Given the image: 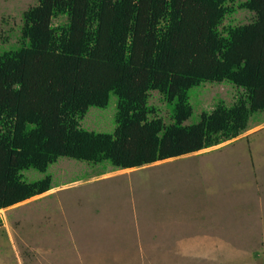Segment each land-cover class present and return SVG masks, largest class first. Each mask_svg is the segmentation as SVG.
<instances>
[{
  "label": "trees",
  "instance_id": "trees-1",
  "mask_svg": "<svg viewBox=\"0 0 264 264\" xmlns=\"http://www.w3.org/2000/svg\"><path fill=\"white\" fill-rule=\"evenodd\" d=\"M240 10L255 17L227 23ZM11 36L0 43V210L54 189L52 175L27 181L23 172L46 173L60 158L103 175L197 153L264 122V0H36ZM206 82L236 85V100L185 124L190 91ZM153 91L173 107L170 123L150 104ZM112 95L115 132L82 128Z\"/></svg>",
  "mask_w": 264,
  "mask_h": 264
},
{
  "label": "rangeland",
  "instance_id": "rangeland-1",
  "mask_svg": "<svg viewBox=\"0 0 264 264\" xmlns=\"http://www.w3.org/2000/svg\"><path fill=\"white\" fill-rule=\"evenodd\" d=\"M36 0H0V43L16 42ZM240 10L227 20L248 24ZM251 20V21H250ZM238 87L202 83L190 91L197 123ZM150 104L170 123L173 107L153 91ZM118 98L91 107L82 128L113 134ZM263 117V116H262ZM237 139L141 168L114 170L60 158L46 173L54 189L0 210V264H264V122ZM107 164V162H106ZM96 166V167H95ZM102 166V165H100Z\"/></svg>",
  "mask_w": 264,
  "mask_h": 264
}]
</instances>
